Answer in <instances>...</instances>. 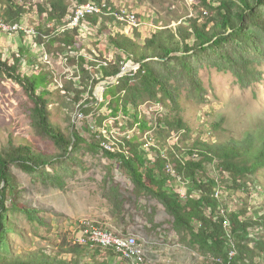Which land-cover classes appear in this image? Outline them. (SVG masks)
<instances>
[{"label": "trees", "instance_id": "obj_1", "mask_svg": "<svg viewBox=\"0 0 264 264\" xmlns=\"http://www.w3.org/2000/svg\"><path fill=\"white\" fill-rule=\"evenodd\" d=\"M0 1L4 7L0 21L12 25L26 22L29 12L25 6H19L13 0ZM198 1L203 8L201 16L187 18L177 26L158 25L144 35L136 28L129 33L122 30L126 21L119 17L124 10L117 7L115 0H46L43 5L37 4L39 13L45 17V25L28 24L35 32L34 36L23 32L15 34L18 46L17 50L12 49V57L4 59L0 52V77L23 89L32 105L31 127L39 137L52 140L59 150L56 155L44 154L26 141L16 142L13 135L1 147L0 264L138 263L139 259L125 258L114 247L96 246L87 240L78 243L75 238V245L68 252L83 257L92 251L90 261L60 260L43 250L17 254L9 245V233L13 230L8 220L11 210L24 213L31 221H39L37 211L17 203L11 167L28 175L44 177L47 183L63 189L64 179L47 169L63 166L68 161L80 166L74 155L82 149V144L87 146V151H101L104 157L119 163L133 184L138 203L142 199L160 203L173 219V230L186 247L213 258L216 264H264L261 261L264 238L254 235L257 229L264 231V214L254 220L247 219L242 212L230 211L217 196L218 182L209 176L206 167L217 161L218 166L230 174L237 189L246 188L247 182L253 181L258 171H264V126L243 132L242 137L224 134L223 139L217 140L211 139L203 130L193 139L196 131L184 117L178 90L165 73L169 66H178L180 73L189 80L193 94L201 100L205 89L195 66L197 60L204 59L214 68L231 72L243 87L260 82L261 74L254 64L257 60L264 62V0ZM86 3L98 5L100 12L86 16L83 24L97 28L100 36L114 49L115 56L105 55L99 49L93 54L83 46L79 26L70 28L78 8ZM0 33L4 34L3 31ZM22 43L33 50L37 49L34 48L37 44L54 59H65L76 66L74 79L67 81L62 91L69 99L68 104L74 107L71 106V110L80 112V117L84 114L86 120L97 114L95 124L100 129H106L105 122L110 119L118 125L121 118L131 117V129L142 136L152 129V125L143 119L140 106L151 100L169 108L170 113L157 120V139L147 151L153 160L148 161L147 152H141L146 142L136 135L117 138L100 131L94 134L95 139L89 140L74 129L69 136L60 125L54 124L51 120L53 103L49 98L53 92L40 90L29 75L25 67L32 65L25 57ZM41 65L34 73L43 71L52 78L53 74L45 72ZM96 88L100 92L98 99ZM71 125L74 128L75 125ZM209 127L214 133L222 130L223 125L217 123ZM170 139L175 141L170 142ZM103 143L112 145L113 151H105ZM113 179V168L108 167L105 181L108 183ZM178 182L185 186V196L176 188ZM259 186L264 191V184ZM108 200L111 218L120 221L124 201L118 186L111 188ZM146 216L148 222L154 224L156 211L147 209ZM99 226L112 230L103 224ZM97 256L103 260H97Z\"/></svg>", "mask_w": 264, "mask_h": 264}, {"label": "rangeland", "instance_id": "obj_2", "mask_svg": "<svg viewBox=\"0 0 264 264\" xmlns=\"http://www.w3.org/2000/svg\"><path fill=\"white\" fill-rule=\"evenodd\" d=\"M13 1L19 6H25L29 12L25 18L26 23L41 25L40 27L45 25V17L39 13L37 4L43 5L46 0ZM115 2L117 7L124 10L123 12H134L137 19L140 18L138 27L125 22L126 26L122 30L129 33L137 28L138 33L144 35L154 31V27L158 25L177 26L187 18H197L203 11L198 0H115ZM3 9L0 1V12ZM78 29L86 49L93 54H97L96 49H99L105 55L114 54L115 56L114 49L103 36H100L97 28L83 24L82 20ZM36 45L34 48L37 49L33 50L29 45L22 43L25 57L32 65L31 68H29L30 65L25 68L29 70V75L33 76L40 90L47 89L53 92L49 98L53 103L51 120L54 124L60 125L69 136L74 129L89 140L95 139L94 134L100 131H104L107 136L117 138L124 136L133 138L136 135L142 142H146V149H141V152L150 151L149 147L157 139V120L167 116L170 113L169 108L151 100L140 106L139 111L143 119L152 125V129L142 136L136 134L137 130L131 129L129 124L132 121L131 117L125 120L121 118L118 120V125L115 120L110 119L105 122L104 130L100 129L97 123L95 124L97 114L90 115L86 120L81 121L80 112L71 110L72 105L68 104L69 99L62 91V88L67 86V81L74 79L76 66L70 65L65 59H54V56L46 54L44 48H38ZM13 48L14 51L17 49L16 40L4 34L1 35L0 52L4 59L11 56ZM39 63L43 64L41 67L45 68V72L53 74L52 78L43 71L34 73ZM195 66L205 89L203 101L198 95L193 94L189 80L180 73L178 66L171 65L165 69L170 82L178 90L183 115L190 120L191 126L196 131L192 136L193 139H196L198 132L203 130H206L211 139L217 140L223 139L224 134L242 137L243 132L264 126L263 61L257 60L254 64L261 74L260 82H253L247 87L241 86L231 72L214 68L204 59L195 61ZM68 88L71 86L69 85ZM98 95L96 88L95 96L99 98ZM31 109L32 105L23 89L16 83L0 77V149L9 136L13 135L16 137V142L26 141L38 152L49 155L59 154L52 140L39 137L31 127ZM103 112L106 110L104 109ZM72 123L75 125L74 128ZM217 123H222L223 128L213 133L209 126ZM174 141L175 139H170V142ZM107 144L103 143L104 146ZM180 144H182L181 140ZM81 147L82 149L74 155L80 162V166L73 161H68L63 166L47 169L64 179L63 189L47 183L44 177L28 175L16 167H11V175L16 185L17 203L37 211L39 218V221L35 222L20 211H10L8 220L13 230L9 233V245L13 252L20 254L43 250L60 260L90 261V254L94 253L92 251L83 257H77L74 253L68 252L70 247L75 245L74 238L78 243H85L79 240L82 236L80 225L85 220L100 228H103L99 226L101 224L111 228L113 231H110L116 236H133L138 244L140 258L136 262L139 264H216L213 258L190 249L179 241L173 230V219L160 203L153 199H142L140 203L137 202L133 184L119 163L110 161L102 155L101 151L98 153L87 151L85 144ZM147 160H153L149 152H147ZM108 167L113 168L114 179L106 183ZM206 167L209 176L218 182L217 196L230 211L242 212L247 219L254 220L264 214V191L259 186L260 183L264 184V171H258L253 181L247 182L246 188L237 189L232 184L230 174L223 171L217 161L207 164ZM113 186L120 188L124 201L120 221L113 220L110 214L111 206L108 196ZM176 188L182 190L183 196L186 195L185 186L180 182L177 183ZM195 194L198 195L199 192L195 191ZM147 209L156 211L154 224L148 222ZM116 232L123 235H118ZM254 235L264 238V231L257 229ZM96 259L103 260L101 256H97ZM261 261L264 263V257Z\"/></svg>", "mask_w": 264, "mask_h": 264}, {"label": "bare ground", "instance_id": "obj_3", "mask_svg": "<svg viewBox=\"0 0 264 264\" xmlns=\"http://www.w3.org/2000/svg\"><path fill=\"white\" fill-rule=\"evenodd\" d=\"M99 12H100V8L96 4L86 3L84 5H81L77 10L76 15L72 18L70 28L79 26L80 22L86 16L99 14ZM119 19L125 20L126 22L129 23V25H131L133 27L139 26L137 15L134 12H132V13L124 12V14L119 17ZM7 24H8L7 22L0 21V25H7ZM19 24H20V29H18V32H11L10 33V28H7V27H0V32L3 31L4 34L5 33L9 34V37H12V39L14 38L15 34H18L20 32L25 33L27 36H34L35 32L33 31V29H31L29 27L28 23L24 22L22 24L21 23H19ZM49 27H51V25H49ZM58 32H59V30H58ZM106 146H109V145L107 144ZM85 222L94 225V223H92L90 221H85ZM80 226L82 228V222H81ZM95 227L99 228L100 236H102L106 239L114 240L115 242H119L121 245L124 246V248L122 246H115L113 244H110L108 240H98V241H96V244H94V245L101 246V247L103 246L105 248L114 247L116 249V251L118 253L122 254L125 258L134 259V260L139 259V250H138L137 240L133 236H129V237H121L120 236L119 237V236L114 235L108 229H103V228H100L97 226H95ZM95 227H83V234H95ZM81 232H82V230H81ZM87 242H89V241L87 240ZM91 243L93 244V242H91ZM125 249H129L130 251L125 250Z\"/></svg>", "mask_w": 264, "mask_h": 264}, {"label": "built area", "instance_id": "obj_4", "mask_svg": "<svg viewBox=\"0 0 264 264\" xmlns=\"http://www.w3.org/2000/svg\"><path fill=\"white\" fill-rule=\"evenodd\" d=\"M0 27L10 28V33L11 32H18V29H20V24L0 25ZM98 97H100V92H99ZM84 118H85V116L83 114L81 121H83ZM92 129H94V125H92ZM102 147L105 149V151H109V152L113 151L112 145L111 146H104L102 144ZM171 173H173V175H175L172 170H171ZM83 227H95V226L90 224V223H86L85 220L82 221V228H81L82 229V236H80L79 240H88L89 242H93V244H96V241H98V240H108L110 244H113L115 246H122L124 248V246L121 245L119 242H115L114 240L106 239V238L100 236L99 228L95 227V234H83ZM125 250L130 251L129 249H125Z\"/></svg>", "mask_w": 264, "mask_h": 264}, {"label": "crops", "instance_id": "obj_5", "mask_svg": "<svg viewBox=\"0 0 264 264\" xmlns=\"http://www.w3.org/2000/svg\"><path fill=\"white\" fill-rule=\"evenodd\" d=\"M1 35H2V34L0 33V37H1ZM16 43H17V42H16ZM17 46H18V43H17ZM16 50H17V49H16Z\"/></svg>", "mask_w": 264, "mask_h": 264}, {"label": "water", "instance_id": "obj_6", "mask_svg": "<svg viewBox=\"0 0 264 264\" xmlns=\"http://www.w3.org/2000/svg\"><path fill=\"white\" fill-rule=\"evenodd\" d=\"M103 84H106V82H103Z\"/></svg>", "mask_w": 264, "mask_h": 264}]
</instances>
